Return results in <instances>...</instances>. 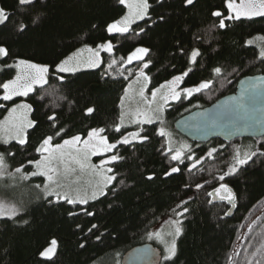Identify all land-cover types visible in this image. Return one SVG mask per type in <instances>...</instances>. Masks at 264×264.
<instances>
[{
  "label": "trees",
  "instance_id": "16d2710c",
  "mask_svg": "<svg viewBox=\"0 0 264 264\" xmlns=\"http://www.w3.org/2000/svg\"><path fill=\"white\" fill-rule=\"evenodd\" d=\"M149 2L153 4L150 15L157 23L148 28L147 35L139 39V44L150 47L154 53V66L148 70L151 88L159 87L190 66L193 71L185 77L184 87H193L206 79L214 81L210 88L195 93L189 99L181 98L165 111V118L176 133L174 122L178 118L235 92L241 78L264 73L258 46L245 43L249 39L264 37V17L226 20V29L207 31L212 24L219 22L211 17V11L219 9L228 14L225 0H196L187 8L182 6V0H162V4H157L156 0ZM16 4L17 0H0V5L9 11H15ZM37 10L41 14L38 24L30 25L22 34L14 27V22L21 18L19 12L12 23L0 26V42L7 44L13 53L12 59L0 61V84L17 74L16 68L6 67L16 58L49 64L54 68L55 62L76 52L84 43L92 44L108 38L102 32L103 26L123 14L126 8L118 5V0H38ZM161 14L166 15L168 23L158 21ZM23 19L28 23L27 16ZM92 24L99 28L90 30ZM140 26L145 27V24L141 22ZM194 33L202 36V42L192 41ZM85 34L88 38L82 40ZM176 39H181L186 48L200 47L203 55L198 64L189 65L185 57L175 54L173 45ZM122 43L123 47L118 45L116 48L117 57H126L137 42L127 40ZM104 58L107 62L106 54ZM216 66H224L225 74L219 77L212 74L211 69ZM233 69L237 71L233 73ZM102 70L84 69L75 74H65L66 81L70 83L63 88L50 81L57 89L51 95L52 88H37L27 97L19 96L11 101L0 99V120L10 105L25 100L33 107L31 119L41 121L39 130L28 131L30 143L25 146L26 150L17 148L15 142L10 146H0V151L7 147L16 152L15 161L10 163L15 166L26 158H39L34 149L43 132L47 131V125L43 123L48 111L45 105L62 103L59 97L63 95L75 101L74 108L64 103L63 111L59 113L64 126L71 129L68 137L85 132L89 126L109 128L105 134L112 141L124 134V128L121 133L112 132L111 128L119 121L120 97L124 95L128 81L119 76L118 68L113 71L112 78L101 81ZM2 95L3 90L0 89ZM41 96L45 97L43 101ZM93 102L98 113L93 119H86L80 110ZM159 126L158 122L144 126L146 132L153 133L149 143L117 149L126 159L113 166L119 178L114 189L110 187L106 196L86 206L96 213L94 217L83 213L69 217L67 212L79 211V207L64 203L51 206L42 198L25 204L26 215L21 214L15 219L0 217V264H121L125 252L147 242L163 251L149 238V234L164 219L175 216V205L189 197L191 200L187 207L190 212L183 220V234L177 238L174 264H247L255 247L264 246V137L237 139L231 143L219 139L203 144L190 141L193 149L187 155L194 153L196 157L204 156L210 148L224 147L214 154L213 159H205L191 172L188 165L192 161L186 156L184 163L179 165L181 172L165 177L164 172L177 166V162L161 154V145L167 140L154 135ZM60 142L59 139L55 141ZM236 149L241 154L256 151L257 155L236 175L226 178L225 182L237 197L229 204L207 194L219 183L214 177L222 174L233 162ZM152 172L155 178L151 181L145 179ZM120 179L124 184L119 183ZM197 183L204 184V187L197 189ZM209 200H212L211 204ZM233 207L232 214L225 216ZM23 220L29 223L24 224ZM93 224L98 227L88 232ZM249 225H252L251 231ZM52 238L58 240L57 253L52 261H45L39 257V251ZM81 244H84L83 248Z\"/></svg>",
  "mask_w": 264,
  "mask_h": 264
},
{
  "label": "snow or ice",
  "instance_id": "6c2138e0",
  "mask_svg": "<svg viewBox=\"0 0 264 264\" xmlns=\"http://www.w3.org/2000/svg\"><path fill=\"white\" fill-rule=\"evenodd\" d=\"M195 2L196 0H182V6L187 8L193 6ZM156 3L162 4V0H156ZM37 4L38 0H17L15 11H9L0 5V26H7L9 23H12L13 17L19 12L21 18L14 22V27L18 33H24L29 29L30 25L38 24L41 18V14L37 10ZM118 5L124 6L126 11L118 17L113 18L110 22H106L103 26L102 32L108 38L101 39L99 42L93 41L92 44L84 43L83 47L77 49L76 52L55 62L54 68L49 64L33 63L20 58H16L13 63L7 64L6 67L8 69L17 68L26 69L27 71L18 72L13 78L0 84V89L3 90V95L0 96V99L11 101L13 97H27L37 88H52V93H49L51 95L57 89L50 81H55L61 88L70 83V81H66L65 74H75L81 69L102 68L103 70L100 72L99 79L103 81L106 78H112L113 71L118 68L120 69L119 76L128 81L124 88V95L120 97V107L123 108L129 89L136 86L138 87L139 97L145 101V109L143 111L137 110L135 114L121 111L119 121L111 128V131L121 133V129L126 127V118L129 120V123L137 125L138 130L127 132L121 135L119 139L112 141L105 134L109 131V128L89 126L85 132L76 133L68 137V132L71 129L64 126L59 113L63 111L64 103L74 108L75 101L69 100L66 95L60 96L59 101L62 103L53 102L50 105H45L48 111L43 123L47 125V131L43 132L34 149L39 158H26L14 166L10 161H15L16 152L9 150L7 147L4 151H0V180L5 181V188L3 190L5 195L10 191H14L18 185L30 181L32 178H40L42 183L35 184L34 188L40 190L42 193L41 198L48 205L56 206L64 203L77 206L79 207V211H68L67 215L69 217H75L81 213L94 217L96 213L89 211L86 206L91 201L98 200L101 196H106L110 187L114 189V183L119 178L113 166L126 159L118 153L117 149L121 146L131 145L135 147L136 145L149 143L153 133L146 132L143 126L154 125L157 122L163 125V114L166 107L170 106V101H179L182 97H191L195 93L210 88L214 83L213 80L206 79L193 87L179 88L185 77L189 76V73L193 71V68L190 66L179 75L172 76L170 80L152 89L151 99H148L145 92L151 82L148 70L154 66V53L150 47L139 44V39L147 35L148 28L157 23V20H153L150 15L153 4L149 0H118ZM225 9L228 13L227 15L219 9L210 12L211 17L217 18L219 22L218 24H212L207 31H212L216 28L226 29L228 27L226 20H239L241 17L247 19L264 17V0H240L239 3L236 0H225ZM25 16L29 18L28 23L24 22L23 17ZM158 21L164 24L168 23V19L164 14L159 15ZM141 22L145 24V27L140 26ZM98 28V25L92 24L90 30H97ZM87 38V34H85L81 39ZM258 39L264 41V37H259ZM127 40H135L137 42L136 46L131 49L126 57L123 55L117 57L115 54L117 46L123 47L122 41ZM192 41L202 42V36L199 33H194ZM255 42L254 39H249L245 43L251 46ZM173 47L176 50L175 54L185 57L189 65L198 64L199 58L203 55L200 47L186 48L181 39H176ZM85 52L88 54L87 57L82 55ZM104 54L108 56L107 62H105ZM258 55L260 60L264 62V47L260 48ZM12 58L13 53L10 47L0 42V61ZM133 64L136 65L135 68L131 67ZM236 71L237 69L232 70L233 73ZM225 72L226 68L224 66H216L211 69V73L217 77L224 75ZM246 82L250 84V88L256 87L255 84H251V78H248L247 81H241V84L243 85ZM228 83H231V80ZM246 91H249V89H242V94ZM44 99V96L40 97L41 101ZM233 99L236 98L233 97ZM153 105L156 106L153 107ZM18 110H23V112L17 117L15 114ZM32 111L33 107L28 103L16 104L11 109H8L9 116L5 118L4 126L0 127V146H10L15 142L17 148L26 150L25 146L30 143L28 131H37L41 127L40 120L28 118L29 113ZM80 111L84 118L93 119L98 113V108L93 102L90 106H86ZM154 135L167 138L166 143L161 145V154L169 157L171 161L177 162V166L170 167L163 175L171 177L175 173H180L181 168L179 165L184 163L185 149L189 152L191 151L190 146L185 145L179 150L173 149L171 147V133L165 127L156 129ZM57 139L61 142L55 143ZM69 145L74 147V155L64 152L65 146ZM223 147L221 145L220 148H210L202 157H196L194 153L189 155L187 159L194 161V163L188 165V171L191 172L193 169H196L205 159H213L214 154L218 153ZM256 155V151H249L245 152L243 158H241L240 150L236 149L233 155V162L227 166V170L223 171L222 174L214 177L219 183L207 195L209 197H218L232 204L237 197L233 188L225 182L226 178L236 175L241 167L247 165ZM92 156H103L104 158L99 161V164H93L90 160ZM72 163L78 165L80 170L92 169L101 177L100 183L97 184L95 190L90 195L80 191H73L71 186L64 182L68 174L76 171L75 168L71 167ZM61 164L63 165V169L60 167ZM28 168H32L33 170L27 171ZM154 178V172L145 177L149 181ZM9 181H11V184L7 183ZM119 183L124 184V180L120 179ZM185 187H189V185H185ZM195 187L200 189L204 187V184L197 183ZM222 193L223 195H221ZM190 200L191 197L181 199L175 205L176 219L172 221L174 230L167 234L170 239L165 238L159 232L149 234V238L154 235L163 245V251L160 254V264H174V258L177 255V238L183 234V220L187 218V214L190 212V208L187 207ZM208 203L211 204L212 200H209ZM21 214H27L26 205L23 203L0 204V217L15 219L21 216ZM227 215H229L228 212L225 213V216ZM23 223L28 224L29 221L23 220ZM97 227L96 224H93L88 228V232H92ZM248 227L249 231H251L252 225ZM77 228H80V225H77ZM96 239L99 240L100 237L97 236ZM80 247L83 248L84 244H81ZM57 249L58 240L52 238L47 242V246L39 251V257L45 261H52L57 253ZM250 255L251 258L247 261V264H264V246L255 247ZM231 259L229 257V260Z\"/></svg>",
  "mask_w": 264,
  "mask_h": 264
},
{
  "label": "water",
  "instance_id": "95a60500",
  "mask_svg": "<svg viewBox=\"0 0 264 264\" xmlns=\"http://www.w3.org/2000/svg\"><path fill=\"white\" fill-rule=\"evenodd\" d=\"M251 78L250 88L247 81ZM242 89H249L243 92ZM235 97L236 99H233ZM175 130L196 144L219 139L231 143L243 138L264 137V73L241 78L235 92L219 98L209 106L194 109L178 118ZM234 211L230 210L229 215ZM161 249L147 242L129 249L121 264H160Z\"/></svg>",
  "mask_w": 264,
  "mask_h": 264
},
{
  "label": "rangeland",
  "instance_id": "374dc122",
  "mask_svg": "<svg viewBox=\"0 0 264 264\" xmlns=\"http://www.w3.org/2000/svg\"><path fill=\"white\" fill-rule=\"evenodd\" d=\"M236 2L239 3L240 0H236ZM255 41L256 42L254 44L258 46L259 50L261 47H264V41H261L257 38L255 39ZM82 55L84 57H87L88 54L87 52H85ZM81 70H84V69H81ZM26 71H27L26 69H17V73L26 72ZM179 88H187V87H184L183 82H182L179 85ZM151 90L152 88H151V82H150L145 92V95L148 97V99H151ZM165 91H167V89H165ZM13 98H16V97H13ZM189 98L190 97L186 99H189ZM175 102H178V101H170V106ZM21 103H28V102H26L25 100L17 101L16 103H13L12 105H10L9 109L14 107L16 104H21ZM155 106L156 105H153V107ZM170 106L166 107L165 111L168 108H170ZM144 109H145V101L139 97L138 87L134 86L133 88L129 89L128 95L125 98L124 105H123V108H121V111H124L126 113L135 114L137 110L143 111ZM165 111L163 114L164 124L163 125L160 124L159 127H165L166 130L171 133V147L173 149L179 150L183 148V146L187 145V146H190V149L192 150L193 146L191 142L185 137H183L182 135H180L178 132L177 134L173 130V128L170 126V123L165 118ZM22 112L23 110H18L15 116L18 117ZM8 116H9V112H7L6 115L0 120V127L4 126L5 118ZM28 118L31 119V113H29ZM125 125L126 127L124 128L125 129L124 134H126L127 132L138 130V126L135 124L129 123V120L127 118L125 119ZM64 152L66 154H69V153L73 155L75 154L74 147L71 145L65 146ZM187 154H189V151L185 149V157L189 156ZM103 158H104L103 156H92L90 160H91V163L93 164H99V161ZM241 158H243V154H241ZM192 163H194V161H192ZM60 167L61 169H63L62 164L60 165ZM71 167L75 168L76 171L68 174L64 182L67 185H70L73 191H80L82 193H87L90 195L91 192L95 190L97 184L100 183L101 177L98 174H96L92 169L80 170L78 165L74 163L71 164ZM7 183L11 184V181ZM37 183H42V180L40 178H32L30 181H27V182H24L18 185L14 191H10L7 195H5L3 191L5 188V181L0 180V204L8 205L12 202L26 204L27 202L31 200L41 198L42 193L40 192V190H37L34 188V185ZM221 195H223V193ZM175 219H176V216H170L164 219L157 227L154 228L152 233L159 232L163 234L165 238H169L167 234L174 230L172 221ZM151 239L154 240L155 243L158 244L163 249V245L161 244L160 240H158L154 235L151 237ZM101 264H107V263L102 262Z\"/></svg>",
  "mask_w": 264,
  "mask_h": 264
},
{
  "label": "bare ground",
  "instance_id": "6f19581e",
  "mask_svg": "<svg viewBox=\"0 0 264 264\" xmlns=\"http://www.w3.org/2000/svg\"><path fill=\"white\" fill-rule=\"evenodd\" d=\"M175 123V122H174ZM196 151V150H195ZM229 157V156H228ZM214 172V171H213ZM195 179V178H194ZM203 179V178H202ZM215 205V204H214ZM222 207V206H221ZM223 208V207H222ZM224 209V208H223ZM157 247V246H156ZM159 248V247H158ZM162 251V250H161Z\"/></svg>",
  "mask_w": 264,
  "mask_h": 264
},
{
  "label": "flooded vegetation",
  "instance_id": "af4514ba",
  "mask_svg": "<svg viewBox=\"0 0 264 264\" xmlns=\"http://www.w3.org/2000/svg\"><path fill=\"white\" fill-rule=\"evenodd\" d=\"M242 18V17H241Z\"/></svg>",
  "mask_w": 264,
  "mask_h": 264
}]
</instances>
